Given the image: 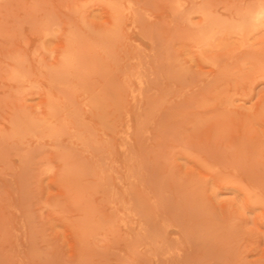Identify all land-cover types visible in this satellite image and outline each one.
<instances>
[{
  "label": "rangeland",
  "instance_id": "obj_1",
  "mask_svg": "<svg viewBox=\"0 0 264 264\" xmlns=\"http://www.w3.org/2000/svg\"><path fill=\"white\" fill-rule=\"evenodd\" d=\"M251 1L0 0V264H264Z\"/></svg>",
  "mask_w": 264,
  "mask_h": 264
},
{
  "label": "bare ground",
  "instance_id": "obj_2",
  "mask_svg": "<svg viewBox=\"0 0 264 264\" xmlns=\"http://www.w3.org/2000/svg\"><path fill=\"white\" fill-rule=\"evenodd\" d=\"M256 1H257V0H256ZM252 2H253V0L251 1V3H252ZM254 2H255V1H254ZM254 2H253V3H254ZM261 2H263V4H264V0L260 1V4H259L257 7H255V8H254L253 10H251L250 12L247 10L249 13H247V15L244 14V16H242L243 18H245V16H246L247 21H248L247 23L253 22V24L251 25L252 27H258V28H259V23H261V21L264 19V6H263V4H262ZM257 4H258V3H257ZM253 5H255V4H253ZM248 7H250V6H248ZM248 7H247V8H248ZM247 8H246V9H247ZM246 9H244V10H246ZM251 9H252V8H251ZM203 10H204L205 12H204ZM203 10H202V12H201L202 16H203V15L206 16V14H204V13H207V12H206L205 9H203ZM249 10H250V9H249ZM240 14H241V13H240ZM204 18H206V17H203V19H204ZM203 19H202V20H203ZM237 21H238L237 19H236V21H232V22H235V23H233V24L236 26V28H237V25H236V22H237ZM239 21H242V20H239ZM239 21H238V23H239ZM244 21H246V20H244ZM244 21H243L242 23H244ZM232 22H230V23H231V26L233 25ZM238 23H237V24H238ZM242 23H241V25L239 24V25H240V28H241V26H242ZM227 24H228V23H227ZM234 25H233V26H234ZM212 26L214 27V25H212ZM223 26H226V24H224ZM223 26H222V27H223ZM243 26H244V25H243ZM251 26H250V27H251ZM227 27H228V25H227ZM206 28H207V26H206ZM206 28H205V29H206ZM209 28H210V26H209ZM225 28H226V27H225ZM248 28H249V26H248ZM202 29H203V28H202ZM216 29H218V28H216ZM237 29H238V28H237ZM242 29H243V27H242L240 30L242 31ZM199 30H201V28H200ZM199 30L197 29L198 32H200ZM206 30H207V29H206ZM214 30H215V28H214ZM233 30H234V29H233ZM233 30H232V32H233ZM201 31H204V30H201ZM229 31H230V30H229ZM241 31H240V32H241ZM248 31H249V30H248ZM253 31H254V30H253ZM256 31H258V30H256ZM206 32H207V31H206ZM212 32H213V31L211 30V33H212ZM230 32H231V31H230ZM201 33H202V34H206V33L200 32V34H201ZM208 33H209V32H208ZM235 33H236V35H239V34H237V33H239V32H235ZM247 33H248V32H247ZM247 33H246V34H247ZM202 34H201V35H202ZM209 34H210V33H209ZM241 34H242V33H241ZM197 35H198V33H197ZM210 35H211V34H210ZM208 36H209V35H208ZM240 36H242V35H240ZM247 36H248V35H247ZM247 36H244V38H246ZM193 37H194V36H193ZM195 37H196V35H195ZM198 37H201V36L199 35ZM198 37H197V38H198ZM205 37H206V36H205ZM205 37H204V38H205ZM242 37H243V36H242ZM202 39H203V38L201 37L200 40H202ZM194 40H195V39H194ZM246 40H247V39H246ZM243 41H244V39H243ZM200 43H202V42H200ZM202 45H203V44H202ZM262 46H263V45H262ZM60 55L62 56V54H60ZM63 58H64V56H63ZM61 59H62V58H61ZM259 65H260V64H259ZM261 66H263V65H261ZM261 66H260V67H261ZM260 67H259V68H260ZM262 69H264V68H262ZM94 100H95V99H94ZM263 101H264V100H263ZM98 102H99V100H98ZM95 103H97V102H95ZM262 104H263V103H262ZM49 105H50V104H49ZM92 105H94V104H92ZM99 105H100V104H99ZM51 106H52V105H50V107H51ZM263 106H264V105H263ZM97 107H98V105H97ZM100 107H101V106H100ZM261 107H262V106H261ZM46 108L48 109V106H46ZM50 109L52 110L53 108H50ZM50 109H49V110H50ZM49 110H47L48 112H47V111H45V112H47V113L50 114V113H51V110H50V111H49ZM47 115H48V114H47ZM47 115H45V116H47ZM257 202H258V201H257ZM160 226H161V225H160ZM160 226H159V227H160ZM156 232H157L158 236L163 235V234H161V232L158 233V229L156 230ZM163 233H164V231H163ZM165 233H166V232H165ZM165 233H164V234H165ZM159 234H160V235H159ZM164 245H166V244H164ZM160 246L162 247V245L160 244L159 246H157V248L160 247ZM164 248H165V247H164ZM164 248H163V249H164ZM158 249H160V248H158ZM158 249H156V250H158ZM161 249H162V248H161ZM161 249H160V250H161ZM162 251H163V250H162ZM159 252H161V251H159ZM159 252H156V251H155V253H159ZM165 254H166V253H165ZM167 254H168V253H167ZM162 255H163V253H162ZM168 255H169V254H168ZM165 257H166V255H165ZM176 258H178V257H176ZM154 259L156 260V258H154ZM164 260H166L167 263H169V264H173V263H174V260L171 259V258H164ZM178 260H179V259H178ZM156 262H157V260H156ZM146 263H147V262H146Z\"/></svg>",
  "mask_w": 264,
  "mask_h": 264
}]
</instances>
